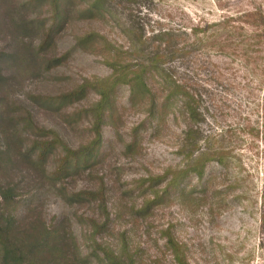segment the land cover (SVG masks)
<instances>
[{
    "label": "rangeland",
    "instance_id": "rangeland-1",
    "mask_svg": "<svg viewBox=\"0 0 264 264\" xmlns=\"http://www.w3.org/2000/svg\"><path fill=\"white\" fill-rule=\"evenodd\" d=\"M95 1L76 0L56 46L47 49L40 48L41 27L50 25L51 13L42 3L0 0V57L16 48L14 24L34 25L18 36L38 60L15 84L12 99L76 148L93 137L99 88L91 85L62 106L56 101L76 94L87 80L110 77L109 57L117 50L124 52L120 64L131 71L163 54L150 86L160 101L175 89L180 93L168 107L158 104L159 127H141L139 142L130 147L132 130L150 115L151 100L130 102L128 85H119L116 114L103 127L105 156L56 187L44 186L37 206L48 219L65 215L77 235L89 234L82 216L101 212L96 203L72 202L70 191L97 189L103 181L115 220L96 237L113 247L126 239L141 264H180L167 244L168 231L182 247L184 264H264V0H106L103 12L93 15L88 8ZM87 35L92 43L83 45ZM10 66L1 67L13 72ZM184 97L198 110L193 124ZM190 124L197 146L189 155L181 145ZM198 158L203 179L194 173L182 181L183 190L166 196L176 170ZM56 159L48 161L49 171ZM25 172L37 176L34 169ZM20 179L15 171V181ZM18 199L24 209L29 197Z\"/></svg>",
    "mask_w": 264,
    "mask_h": 264
},
{
    "label": "trees",
    "instance_id": "trees-1",
    "mask_svg": "<svg viewBox=\"0 0 264 264\" xmlns=\"http://www.w3.org/2000/svg\"><path fill=\"white\" fill-rule=\"evenodd\" d=\"M75 2L76 0H33V3H42L40 5L51 13L50 25L41 27L44 41L40 48L46 45L47 49L56 46L55 38L58 32L68 25ZM105 8L106 0H96L88 10L93 15H98ZM32 26L34 27L32 23L14 24V38L11 41H15L16 48L12 53L3 54V59L0 57V264H141L138 252H132L126 239L113 247L96 237L115 220L109 211L108 189L103 181L97 189L70 191L72 202L96 203L101 212L98 215L82 216V219L90 223L89 228L93 232L89 234L77 235L71 220L65 215L48 219L42 208L37 206L41 205L38 204L36 195L39 196L44 186L56 187L64 178L75 177L99 164L105 156L106 139L103 127L116 114L114 95L119 85H128L130 102L143 99L144 96H150L151 100L150 115L132 130L130 147L139 142L141 127L149 125L152 132L156 131L162 121V118H157L154 114L158 104L161 103L162 108L168 107L170 100L180 93V89L171 91L162 101L158 100L157 92L151 88L149 80L157 74L164 55L157 53L152 59L138 63L131 71L129 65L120 64L124 52L117 50L109 57L113 70L110 77L96 83L87 80L78 88L76 94H68L56 101V104L62 106L75 96H84L91 85L99 88L100 99L93 109V137L86 145L70 147L56 131L39 126L32 110L12 99L15 84L21 83L32 62L38 60L32 45L18 36V33L25 32ZM35 28L40 30L38 26ZM3 30L4 27L0 26V35ZM92 40V35H87L82 38V44H91ZM8 64L13 72H7V69L1 67ZM191 99H185L184 109L193 124L199 114ZM192 124L185 132L181 145L182 150L189 151V155L197 146L194 135L197 131ZM58 153L59 156L56 157L54 154ZM51 158L57 159L49 171L48 161ZM202 165L201 158L192 159L185 168L176 170L164 194L170 196L183 190L182 181L194 173L202 180L206 174ZM33 169L37 176L25 172ZM15 171L19 172L22 180L15 181ZM23 171L25 173H22ZM156 179L160 181L164 177L159 176ZM22 195H27L29 199L25 208L20 210L18 198ZM167 244L173 248L178 262L184 264L186 261L182 247L170 231Z\"/></svg>",
    "mask_w": 264,
    "mask_h": 264
}]
</instances>
